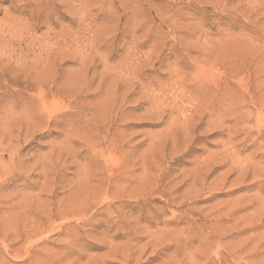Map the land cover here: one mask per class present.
<instances>
[{"label": "rangeland", "instance_id": "374dc122", "mask_svg": "<svg viewBox=\"0 0 264 264\" xmlns=\"http://www.w3.org/2000/svg\"><path fill=\"white\" fill-rule=\"evenodd\" d=\"M0 36V264H264V0H0Z\"/></svg>", "mask_w": 264, "mask_h": 264}, {"label": "bare ground", "instance_id": "6f19581e", "mask_svg": "<svg viewBox=\"0 0 264 264\" xmlns=\"http://www.w3.org/2000/svg\"><path fill=\"white\" fill-rule=\"evenodd\" d=\"M8 23H9V22H8ZM15 23H16V22H15ZM5 25H7V24H5ZM17 25H18V24H17ZM23 25H24V24H23ZM9 26H11V25H9ZM18 26H19V25H18ZM20 26H21V25H20ZM20 26H19V27H20ZM26 27H27V26H26ZM9 28H10V27H9ZM13 28H15V27L11 26V30H12ZM28 29H29V28H26V29H24V30H28ZM7 30H10V29L7 28ZM16 30H18V28H17ZM31 30H32V29H31ZM14 31H15V29H14ZM14 31H13V32H14ZM8 32H9V31H8ZM8 32H5V33L7 34ZM18 32H19V31H18ZM24 32H25V31H24ZM10 33H12V32H10ZM15 33H16V32H15ZM15 33H14V34H15ZM21 34H22V33H21ZM7 35H8V34H7ZM4 37H5V36H0V40H3ZM23 38H24V37H23ZM21 39H22V38H21ZM66 217H67V216H66ZM79 222H80V221H79ZM74 226H75V225H74ZM44 237H45V236H44ZM40 239H41V238H40ZM239 247H240V245H239ZM220 250H221V249H220ZM224 251H225V250H224ZM226 252H227V251H226ZM69 254H70V253H69ZM216 254H217V253H216ZM70 255H71V254H70Z\"/></svg>", "mask_w": 264, "mask_h": 264}]
</instances>
